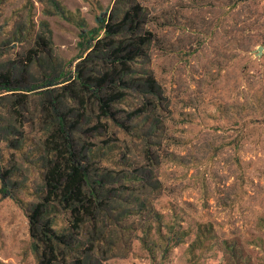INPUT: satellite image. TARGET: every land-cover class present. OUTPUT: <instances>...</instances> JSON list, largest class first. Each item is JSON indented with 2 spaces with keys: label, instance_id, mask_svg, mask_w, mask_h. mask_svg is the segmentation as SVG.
I'll list each match as a JSON object with an SVG mask.
<instances>
[{
  "label": "rangeland",
  "instance_id": "rangeland-1",
  "mask_svg": "<svg viewBox=\"0 0 264 264\" xmlns=\"http://www.w3.org/2000/svg\"><path fill=\"white\" fill-rule=\"evenodd\" d=\"M132 5L155 39L128 79L150 78L155 93L128 88L115 118H99L94 99L82 107L61 86L105 20ZM22 69L35 90L20 149L0 141L18 200L0 191V264H38L25 208L44 195L37 116L48 81L60 82V112L80 122L73 140L107 178L105 264H264V0H0V72ZM45 218L69 234L63 207Z\"/></svg>",
  "mask_w": 264,
  "mask_h": 264
},
{
  "label": "trees",
  "instance_id": "trees-1",
  "mask_svg": "<svg viewBox=\"0 0 264 264\" xmlns=\"http://www.w3.org/2000/svg\"><path fill=\"white\" fill-rule=\"evenodd\" d=\"M142 15V8L132 5L119 20L115 21L117 18L111 16L105 20L104 36L90 46V54L66 80L71 82L61 86L66 99L77 101L82 107L94 99L99 109L98 117L114 119L117 113L113 111L112 104L127 98L126 89L145 87L150 93H155L156 85L150 78L128 79L130 64L145 58L148 46L155 39L152 31L144 29ZM28 60L32 63L34 57ZM25 73L22 69L17 78L11 70L0 72V123H4L0 141H5L14 150H19L27 137L29 93L35 90L34 86L26 85ZM135 83L141 84L136 86ZM59 84L48 81L47 85L41 86L46 89L41 92L43 100L37 119L41 124L39 131L43 134L41 147L47 157L42 174L44 195L39 202L25 208L32 249L38 264H105L107 258L96 255L106 253L102 245L106 242L107 233L101 230L100 221L101 215L107 213L105 201L111 197V192L104 189L106 176H99L98 171L88 165L83 154L85 147L81 149L73 140V130L80 122H70L69 111L60 112V95L55 94L60 90ZM77 86L79 89L75 88ZM147 104L145 102L143 106ZM16 121L21 128L19 131L11 124ZM12 135L20 140L13 142L10 140ZM11 173L10 169L0 168V191L4 197L18 201L12 192ZM60 207L68 211L72 219L66 236L56 232L51 221L45 220L48 211H59ZM87 225L90 230H87ZM78 236L80 238L76 239ZM74 247L79 249L80 258L71 256L76 250Z\"/></svg>",
  "mask_w": 264,
  "mask_h": 264
},
{
  "label": "water",
  "instance_id": "water-1",
  "mask_svg": "<svg viewBox=\"0 0 264 264\" xmlns=\"http://www.w3.org/2000/svg\"><path fill=\"white\" fill-rule=\"evenodd\" d=\"M261 53H262V48L260 47V48L258 49V53H257V55H261Z\"/></svg>",
  "mask_w": 264,
  "mask_h": 264
}]
</instances>
